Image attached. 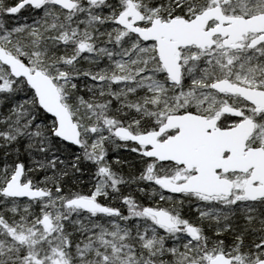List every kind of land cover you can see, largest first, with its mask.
<instances>
[{
  "label": "snow or ice",
  "instance_id": "obj_1",
  "mask_svg": "<svg viewBox=\"0 0 264 264\" xmlns=\"http://www.w3.org/2000/svg\"><path fill=\"white\" fill-rule=\"evenodd\" d=\"M0 264H264V0H0Z\"/></svg>",
  "mask_w": 264,
  "mask_h": 264
}]
</instances>
